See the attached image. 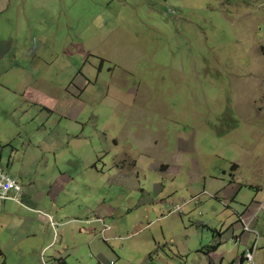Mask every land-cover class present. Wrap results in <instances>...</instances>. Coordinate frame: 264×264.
<instances>
[{
    "label": "rangeland",
    "instance_id": "374dc122",
    "mask_svg": "<svg viewBox=\"0 0 264 264\" xmlns=\"http://www.w3.org/2000/svg\"><path fill=\"white\" fill-rule=\"evenodd\" d=\"M0 169L21 187L0 264H238L254 236L232 222L264 195V0H0ZM228 176L257 188L212 197ZM254 228L258 264L264 207Z\"/></svg>",
    "mask_w": 264,
    "mask_h": 264
},
{
    "label": "built area",
    "instance_id": "2783aa9c",
    "mask_svg": "<svg viewBox=\"0 0 264 264\" xmlns=\"http://www.w3.org/2000/svg\"><path fill=\"white\" fill-rule=\"evenodd\" d=\"M21 192V187L18 184L16 178L12 177L5 171L0 169V201L4 202L7 200L15 201L17 200V196ZM215 196V198H220L219 194H214L212 197ZM186 203V201L182 202L180 205H175L174 210L180 211L183 207V205ZM225 205V203H223ZM264 203L261 202L257 206L256 211L247 217H242L241 215L238 216V222L241 225L242 232L250 235L252 234L254 236L253 243L250 247L246 248L240 255V257L237 259L238 264H255L254 261V255L255 252L258 251L257 242L259 240V235L256 232L254 228V223L257 219V215L262 210L263 211ZM110 231V227L106 226L104 227L102 232V239L103 241H109L110 237H107L108 232ZM234 243L237 244L236 239H233Z\"/></svg>",
    "mask_w": 264,
    "mask_h": 264
},
{
    "label": "crops",
    "instance_id": "0c3cea01",
    "mask_svg": "<svg viewBox=\"0 0 264 264\" xmlns=\"http://www.w3.org/2000/svg\"><path fill=\"white\" fill-rule=\"evenodd\" d=\"M35 99H37L38 101H41L39 98H35ZM182 146H184V144H177V148H178L179 153L182 152V151H180V147H182ZM231 170H232V172H234V171L236 172L237 166L232 167ZM163 173H170V166H167L164 169ZM219 181L222 183V187L219 190H217L216 192H218V193H215V194L220 193L222 198L224 200H228V201H232V200L238 198V196L242 192V184L245 186H248L249 188H257L255 181L250 183L247 179H244L243 176H228V182H225L224 179H221V180L219 179ZM262 201H264V195L258 194V192H256L251 197V201H250L249 205H247V206L243 205L244 207H242V209L239 211V213H236V218H235V221L232 222V227H231V231H230V232H232V236H231L232 239L239 240L240 243L243 245H249V241H250V238H252V236L242 232L241 225L238 222V216L241 215L242 217L245 218L247 216L252 215L256 211L257 206L259 205V202H262ZM238 228L241 229V234L239 236L234 234V231L237 230ZM228 231H229V229H228ZM225 232L226 231H224V234H225ZM109 234L110 235L112 234L111 229L108 232V235ZM259 238H260V236H259ZM222 241H223V239H222ZM263 250H264V248H263ZM215 252H212L208 255L210 257V259H213L216 256ZM238 258L239 257H237V259ZM258 264H264V256L262 257V261L259 262Z\"/></svg>",
    "mask_w": 264,
    "mask_h": 264
},
{
    "label": "trees",
    "instance_id": "16d2710c",
    "mask_svg": "<svg viewBox=\"0 0 264 264\" xmlns=\"http://www.w3.org/2000/svg\"><path fill=\"white\" fill-rule=\"evenodd\" d=\"M232 167H236V165L234 164V165L231 166V168H232ZM218 236H220V234H218ZM219 245H220V242H216V243L210 245V246L204 251V253H205L206 255H208L210 252L215 251V250L219 247Z\"/></svg>",
    "mask_w": 264,
    "mask_h": 264
},
{
    "label": "clouds",
    "instance_id": "9594fccd",
    "mask_svg": "<svg viewBox=\"0 0 264 264\" xmlns=\"http://www.w3.org/2000/svg\"><path fill=\"white\" fill-rule=\"evenodd\" d=\"M4 171V170H3ZM7 173V172H6Z\"/></svg>",
    "mask_w": 264,
    "mask_h": 264
}]
</instances>
